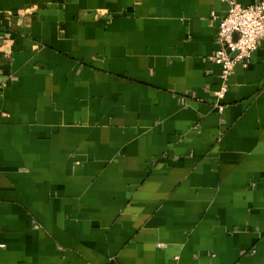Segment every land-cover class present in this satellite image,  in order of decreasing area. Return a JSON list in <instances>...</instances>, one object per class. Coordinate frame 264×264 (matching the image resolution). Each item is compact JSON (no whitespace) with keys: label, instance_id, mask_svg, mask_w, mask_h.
<instances>
[{"label":"crops","instance_id":"crops-1","mask_svg":"<svg viewBox=\"0 0 264 264\" xmlns=\"http://www.w3.org/2000/svg\"><path fill=\"white\" fill-rule=\"evenodd\" d=\"M227 11L0 0V264H264V41L219 102Z\"/></svg>","mask_w":264,"mask_h":264},{"label":"built area","instance_id":"built-area-1","mask_svg":"<svg viewBox=\"0 0 264 264\" xmlns=\"http://www.w3.org/2000/svg\"><path fill=\"white\" fill-rule=\"evenodd\" d=\"M228 4L227 13L219 21L218 42L220 48L212 60L221 67V89L216 93L222 102L228 93V81L234 69L247 66L259 45L264 41V0L254 6L245 7L239 0H223ZM220 111L223 107L220 106Z\"/></svg>","mask_w":264,"mask_h":264}]
</instances>
